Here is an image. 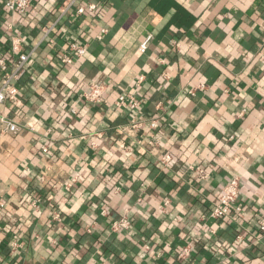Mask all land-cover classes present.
Segmentation results:
<instances>
[{
    "label": "crops",
    "instance_id": "obj_1",
    "mask_svg": "<svg viewBox=\"0 0 264 264\" xmlns=\"http://www.w3.org/2000/svg\"><path fill=\"white\" fill-rule=\"evenodd\" d=\"M6 1L0 59L14 38L35 53L0 104V264H264V0ZM71 45L86 53L65 65Z\"/></svg>",
    "mask_w": 264,
    "mask_h": 264
},
{
    "label": "built area",
    "instance_id": "obj_2",
    "mask_svg": "<svg viewBox=\"0 0 264 264\" xmlns=\"http://www.w3.org/2000/svg\"><path fill=\"white\" fill-rule=\"evenodd\" d=\"M31 3L29 0H7L5 2V6L8 10L12 12H18L22 16L27 15L30 9ZM75 3L69 2L67 6L64 8V12H71L73 10ZM96 9V6L93 4L88 5L86 8L78 6L76 8L77 14H84L86 10L92 12ZM55 30V24L49 25L44 28L45 36L48 32H52ZM150 38H147L140 44V51L145 52L147 50L148 42ZM11 51L14 53H18V59L13 62L11 65L8 62L1 58L0 59V72L2 73V78L0 81V104L5 102H16L19 99V88L17 84L20 80L28 73V65L35 53V49L30 51H25L22 48L21 39L14 38L11 43ZM86 53V48L84 46L71 45L69 49V53L66 54L62 59V63L65 65H71L73 62L81 57H83ZM205 86L200 85L197 89H203ZM193 95L194 92L190 91ZM104 94V86L99 83H91L89 85V89L86 92L85 99L90 103H101L103 100ZM125 102L124 97H121L117 103V105H123ZM3 120V118H1ZM4 121V120H3ZM153 128L158 126L157 121H153L151 123ZM4 130L10 134L16 135L19 133V126L14 122L5 121ZM93 146H96L95 142H92ZM42 152L47 154L49 149L47 146L42 147ZM171 157L169 155H165L162 158L163 162L170 161ZM240 186L238 178L231 179L222 189V192L219 196L218 202L214 205V208L210 214V217L215 220H221L226 217H229L232 212V208L235 207V203L239 198ZM237 210H240L237 207ZM129 222L126 218L115 222L112 225L113 231H118L121 228L127 227ZM260 230L264 232V221L260 222ZM189 247H185L180 253V258L187 259L190 256Z\"/></svg>",
    "mask_w": 264,
    "mask_h": 264
}]
</instances>
